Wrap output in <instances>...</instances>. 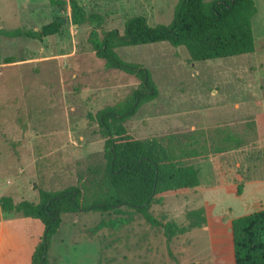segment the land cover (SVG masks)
<instances>
[{
  "label": "rangeland",
  "instance_id": "obj_1",
  "mask_svg": "<svg viewBox=\"0 0 264 264\" xmlns=\"http://www.w3.org/2000/svg\"><path fill=\"white\" fill-rule=\"evenodd\" d=\"M178 1L78 0L87 15L104 18L99 33L123 31L134 16L153 27L169 24ZM254 2L252 54L194 62L185 48L168 42L117 50L126 62L148 68L159 91L126 123L129 133L147 140L198 132L209 146L215 140L228 148L191 161L200 170L198 188L150 208L160 222L186 228L187 213L203 208L206 224L166 247L164 229L135 212L64 214L48 264H235L233 220L264 209V0ZM58 18L63 31L43 41L0 36V198L16 204L38 203L41 190L89 183L105 162L95 117L139 86L95 56L89 43L94 27L74 28L69 7L0 0V30L40 29ZM229 134L244 144L225 143ZM218 167L244 181L241 195L240 181L219 185ZM44 232L40 221L0 207V264H31Z\"/></svg>",
  "mask_w": 264,
  "mask_h": 264
},
{
  "label": "trees",
  "instance_id": "obj_2",
  "mask_svg": "<svg viewBox=\"0 0 264 264\" xmlns=\"http://www.w3.org/2000/svg\"><path fill=\"white\" fill-rule=\"evenodd\" d=\"M49 1L62 10L70 8L74 28L84 24L93 26L89 43L95 56L104 60L108 69L135 77L139 86L125 101L104 108L95 117L99 132L105 138V162L89 183L80 182L61 191L41 190L36 204L28 201L16 204L11 197L0 198L2 211L21 213L45 227L31 264H48V253L64 214L135 212L149 224L162 227L168 242L187 234L189 229L203 227L207 222L203 208L187 213L188 228L160 222L150 213V208L166 196H179L198 188L200 170L191 161L228 148L215 140L209 146L208 140H202L198 132L147 140H139L129 133L126 123L142 106L154 102L159 91L148 68L126 62L117 50L168 42L175 48H185L194 62L252 54L255 52L252 20L258 14L254 0H179L169 24L153 27L146 17L134 16L126 21L123 31L113 29L103 33L98 29L104 18L99 14L87 15L78 0ZM64 25L58 18L40 29L0 30V36L43 41L60 34ZM225 143L241 147L244 140L229 134ZM217 173L221 186L241 180L230 179V173L222 167L217 168ZM243 183L240 181L238 185V195L242 194ZM232 236L235 264H264V209L234 219Z\"/></svg>",
  "mask_w": 264,
  "mask_h": 264
},
{
  "label": "crops",
  "instance_id": "obj_3",
  "mask_svg": "<svg viewBox=\"0 0 264 264\" xmlns=\"http://www.w3.org/2000/svg\"><path fill=\"white\" fill-rule=\"evenodd\" d=\"M252 183V182H251ZM250 183V184H251ZM253 183H255V182H253ZM257 185V184H256ZM258 185H260V184H258ZM259 188V187H258ZM256 190H258L257 188H256ZM254 199L256 200V198H255V196H252V197H250V200H252V201H254ZM241 217V216H240ZM238 218V217H237ZM232 241H233V236H232ZM168 244H170V245H172V242H168V240L165 238L164 239V246H168ZM233 258H234V250H233ZM235 262V261H234Z\"/></svg>",
  "mask_w": 264,
  "mask_h": 264
}]
</instances>
